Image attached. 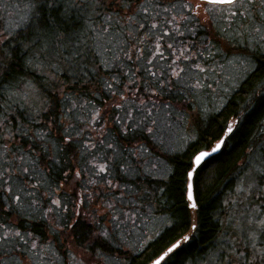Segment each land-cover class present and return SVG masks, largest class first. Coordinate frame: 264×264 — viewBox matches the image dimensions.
Returning a JSON list of instances; mask_svg holds the SVG:
<instances>
[{"label": "trees", "instance_id": "trees-1", "mask_svg": "<svg viewBox=\"0 0 264 264\" xmlns=\"http://www.w3.org/2000/svg\"><path fill=\"white\" fill-rule=\"evenodd\" d=\"M13 1H16L25 13L21 21L17 22L14 27L8 28L5 23L6 16L0 11V41L7 43L4 40L5 36L11 40L5 51L15 68L12 76L0 84V108H6L10 117L12 115L19 117L21 112L42 107L45 101L50 103L52 96L57 93L49 77L55 74L59 81L67 85L64 88V92L69 97L66 104L74 109L73 113L62 117L65 127L74 126L77 129L74 133L75 138L84 142L83 144L77 143L72 151L65 149L63 158L56 157L58 163L55 166L51 164L50 160L39 162L37 177L29 180L28 184L43 183V188L37 192L43 195L47 194V196L54 193V199L64 197L67 201L65 204L67 211H58L61 216L69 214L72 217L71 211L77 207V198L87 197L88 201L85 200L81 210L88 207L91 210L94 209V214L105 209L102 206H106L108 203L114 204L115 208L107 209L112 211L110 212L111 221L113 217H130L131 215L139 216L138 218L141 217L144 220L150 219L149 217L163 219L161 225L149 232L148 235L152 236H148L149 238L144 240L143 245L129 248L124 239L115 236L114 229L112 233L109 231L107 239L96 237L95 241L99 239L100 242L94 241L90 245L93 231L99 232L100 228L98 226L93 228L79 214L75 222H72L71 234L66 240L78 247H83L86 242H89L88 247L91 251L97 249L108 255L120 256L124 260L123 264H149L176 242H180V248L171 254V259L167 261V264H222L221 257H223V264H227L224 252L232 253L233 249L230 245L234 244L240 248V242L247 241V237L241 236L242 233L235 231L229 221L232 218L237 220L241 217V213H247L252 208L264 213V205L249 204L247 201L243 204L239 202L243 199L239 194V189L250 173L253 172V175H257V180H259L257 170L264 172V49L261 50L259 43L251 46L243 43L245 42L243 37L247 33L241 35L240 32L244 31L241 28L240 31L234 30L233 35H229V37L218 35L224 39L223 42L227 40L233 49H248L249 51L255 49L257 51L258 55L249 59L252 64L249 71L232 88L227 97L216 106L204 102L201 96L198 98L195 95H187L175 88L169 96L162 97L167 104L173 105V107H166L161 104V101H157L158 107L153 109L151 114L154 123L148 125L154 130V135L149 136L145 133L147 138L135 139L131 145L126 141H121V151L138 144H144L146 150L143 159H138L139 153L124 152V157L141 173L149 165H155L154 173L157 176H165L166 179H154L145 174L135 177H123L115 174V179L111 176L108 177L113 179V188L109 190L104 181L91 171L93 165L104 162L103 153H98L97 157L92 159L93 157L88 152L95 151V149L86 150L85 145L101 140L105 144L115 143V133H109V130L116 126L113 117L119 116L123 119L128 114L137 121L143 120L146 110L141 101L146 102L148 96L133 92L130 94L131 99L124 107L116 108L115 105L120 102L122 95L119 90L113 96L107 89L98 90L95 84L90 87L74 84L71 76L65 70L67 65L61 68L60 72L53 73L46 65L40 63L45 59V52L42 51L44 41L38 42L30 49L21 47L17 43V39H23L20 33L24 31L32 14L33 0ZM160 1L163 2V0ZM0 8L2 9L1 6ZM107 15L113 14L107 13ZM114 19L117 18L114 17ZM84 24L90 26L92 31L81 35V39L93 46L97 60L109 62L110 75L118 76L122 83H127L122 74L128 72L131 62L126 61L123 53V50L128 47L126 34L121 32V27H126L124 21H120V26L112 24L109 27L107 37L105 36L106 40L104 37L97 36L98 26H105L101 16L85 20ZM24 34L28 35L27 32ZM143 38L141 37V39ZM240 38L242 40L239 42ZM185 40L187 39H184L183 42L186 43ZM186 44L191 47L189 43ZM223 45L224 43L221 42L220 46L229 54L228 49ZM132 50H135V45H132ZM193 51L195 52L196 49ZM25 52L27 55H22ZM64 55L67 56L68 53L65 52ZM33 58H35V62L29 64ZM202 62L207 64L208 60ZM193 70L198 71L195 66H193ZM104 75L105 78H108L109 73ZM137 78H140L139 73H137ZM25 86L29 87L28 95L32 99L31 102L24 101L25 93H20L25 91ZM213 90L204 88L199 91L206 98L207 93ZM189 104L195 107L190 108ZM161 108L168 109L169 112L176 108L184 113L187 122L191 123L186 140L177 143L178 147L176 145L170 147L166 142L164 136L169 134V136L175 137L178 134L169 128L173 124H168L167 118L160 111ZM97 112L100 113V119L96 118ZM41 119H43V113ZM21 120L26 122L23 117ZM93 121L95 122L93 123ZM234 121H239V123H234ZM125 122L128 123V121ZM230 125L234 128L232 134L227 132V127ZM69 130L71 131V129ZM105 136H108L107 140L104 139ZM222 138L225 141L223 147L218 153L204 161L198 170V175L193 180L194 197L199 205L198 210H193L188 206L185 173L192 170L194 154H197L198 151L212 149ZM19 142L24 144V141ZM175 142L178 141L175 140ZM122 167L124 166L122 165ZM77 169L82 177L85 176L86 180L83 178L82 181L76 182L74 189L70 190V184L74 177H77L74 174ZM92 180H95L96 183H91ZM115 185H120L121 189L130 188L137 193V196L135 198L132 196L121 197V190L116 189ZM260 187L264 188V185H260ZM65 193L67 196H64ZM79 193L82 196H79ZM6 196H9L6 191H0V199ZM91 198L94 201L88 205ZM121 199H123V203L120 202ZM11 203L12 201L8 200L7 204H4L5 213L9 211L7 205ZM4 220L12 223L15 217L0 216V223ZM24 221L22 228L27 227L35 234L44 236L46 229L49 231L50 225L46 224L44 219L38 221L25 216ZM192 223H196L197 228L193 229ZM256 235L257 239L254 241L256 247H264V233L257 231ZM184 236H188L190 239L184 241Z\"/></svg>", "mask_w": 264, "mask_h": 264}, {"label": "snow or ice", "instance_id": "snow-or-ice-1", "mask_svg": "<svg viewBox=\"0 0 264 264\" xmlns=\"http://www.w3.org/2000/svg\"><path fill=\"white\" fill-rule=\"evenodd\" d=\"M150 7L151 12H149ZM31 9L32 14L24 31L20 33L23 39H17V43L21 47L30 49L38 42L44 41L42 51L45 52V59L40 62L42 65H46L53 73L60 72L61 68L67 65L65 70L74 84L89 87L95 84L98 90L107 89L113 96L119 90L122 95L120 102L115 105L116 108L124 107L131 99L130 94L133 92L148 96L146 102L141 101L146 110L143 120L137 121L128 114L123 119L119 116L113 117L116 126L110 129L109 133H115V143L105 144L101 140L85 145L86 150L95 149V151L88 152L93 158H96L98 153H103L104 162L93 165L91 171L104 181L109 190L113 188L115 174L123 177L145 174L154 179H166L165 176H157L154 173L155 165H149L141 173L124 157V152L139 153L138 159H143L146 150L144 144L121 151V141H126L131 145L135 139L147 138L145 133L149 136L154 135V130L148 126L149 123H154L151 119L152 110L158 107L157 101H161V104L166 107H173L167 104L162 97L169 96L174 88L187 95H198L200 89L211 87L210 84L202 83L207 80L205 75L193 76L191 74L193 66L198 69L199 74L208 71L201 66L199 61L207 59L204 51L209 50H200L195 43L189 47L185 42L178 41V37L185 35L184 29H187L189 34L195 35L196 28L203 22L211 30L216 23L215 18L219 17L229 20L227 28L223 30L225 36L233 23H237L241 29H244L240 32L241 35L255 33L264 39V0H184L183 3H173L167 7L151 3L150 0H143V2L141 0H33ZM194 9L196 11H193ZM172 10L176 11V15H172ZM107 13L113 15H107ZM94 16H101L104 19L105 26L101 31L105 33L112 24L120 26V21H124L126 25V27H121V32L126 34L128 44V47L123 50L124 57L126 61L131 62L128 72L122 74L127 83H122L118 76L110 75L109 62L97 60L93 46L81 39V35L92 31L90 26L84 24V21ZM157 19L159 23L154 22ZM245 24L248 25L246 29ZM25 32L28 35H25ZM219 32L218 28L211 31L214 39ZM141 37L144 38L141 39ZM4 40L7 43L0 41V84L11 77L15 71L11 58L5 51L11 40L6 36ZM26 41L28 43H25ZM217 43L220 41L217 40ZM132 45H135L134 51ZM223 46L237 59H249L258 55L255 49L251 51L233 49L227 40ZM212 47L215 48L216 45L213 44ZM193 49L196 51L194 52ZM165 51L168 52L167 56ZM65 52L68 53L67 56L64 55ZM22 55H27V52ZM209 55H211L210 51ZM189 61L190 63H186ZM34 62L35 58L30 60L29 64ZM105 73H109L108 78H105ZM137 73H139V79ZM49 78L57 93L52 96L50 103L45 101L42 107L21 112L19 117L16 115L10 117L6 108H0V191L11 194L0 199V216L15 217L12 223L7 220L0 223V264H7L9 259H12L14 264H23V258L29 252L34 256L39 254L38 251H33L38 249L39 245L32 232L28 229L23 232L19 230L24 226V217L28 209L33 208L37 201L36 192L43 188V183L28 184L29 180L37 177L38 162L50 160L55 166L58 163L56 157L63 158L65 149L72 151L77 143H84L83 140L78 141L75 138L74 133L77 129L72 125L65 127L62 119L63 116L74 111L73 107H68L66 104L69 97L64 92V88L67 85L59 81L55 74ZM23 98L27 100L28 95L24 94ZM188 107L194 108L195 106L189 104ZM42 113L43 119H41ZM21 117L26 122H22ZM96 118H101L99 112L96 113ZM234 123H239V121H234ZM227 132L232 134L234 128L231 125L228 126ZM104 139L107 140L108 136ZM19 141H24V144ZM224 143L225 141L221 139L211 152L198 151L194 154V166L191 171L185 173L188 206L193 210L199 208L193 195L195 187L193 180L198 175V170L205 159L213 152L220 151ZM257 171L259 180H257V175L250 174L239 189V194L243 198L239 202L242 204L247 201L249 204L264 205V188L260 187L264 185V172ZM74 174L77 177L81 175L80 172ZM110 176L113 179H109ZM90 182L96 183L95 180ZM115 188L121 190V197L135 198L137 196V193L130 188L121 189L120 185H115ZM53 195L54 193L48 196V204L51 207H47L45 216L51 214L55 217L58 211H67L65 207L67 201L64 197L54 199ZM64 196H67V193ZM8 200L12 203L7 205L9 211L5 213L3 206ZM120 202L123 203V199ZM102 207L113 209L115 205L108 203ZM74 214L79 215L75 211ZM240 215L242 221L232 218L229 223L235 231L243 233L247 241L242 240L240 248L234 244L230 245L233 249L232 253L224 252L227 264H264V247L257 248L254 242L257 239V231L264 233V213L252 208ZM102 219H108V216H103ZM119 221L118 216L112 218L113 224H118ZM58 227L59 225H56L52 231L56 232ZM191 227L195 229L197 224L192 223ZM97 237L107 239L108 229L101 225ZM189 239L188 236L183 237L184 241ZM95 242L99 243L100 240L97 239ZM178 248H180V243H173L167 251L153 261V264H167V261L171 259V254L175 253ZM16 256L21 259L16 260ZM221 260L223 264V257Z\"/></svg>", "mask_w": 264, "mask_h": 264}, {"label": "rangeland", "instance_id": "rangeland-1", "mask_svg": "<svg viewBox=\"0 0 264 264\" xmlns=\"http://www.w3.org/2000/svg\"><path fill=\"white\" fill-rule=\"evenodd\" d=\"M143 2V0H141ZM151 3H156L157 5L162 6H170L173 3L180 4L183 3L184 0H163L161 3L160 0H150ZM0 6L2 9L0 10L3 12L6 16L5 23L8 28L14 27L15 24L24 16V11L21 8V6L13 0H0ZM151 7L149 8V12H151ZM193 11H196L195 9ZM172 15H176V11L172 10ZM204 17L202 16V21ZM216 23L214 25L213 29H209L203 22L199 27L196 28V34L191 35L188 33L187 29H184L185 35L181 36V38L178 39V41L183 42L184 39H187L186 43H189L192 45L195 43L197 45V48L200 50L208 49L211 52V55H209V51H204V56L207 58L206 60H201L199 63L201 66L208 69L206 73L199 74L198 71H192V75H205L207 77L206 81H202V83L210 84V89L213 91L208 92L205 96L202 95V92L199 91L198 95H195V97L198 96V98L201 96V99H204V102H208V104L213 105H219L220 102L227 97V94L232 91V88L238 84L240 79L246 75V73L251 68V62L249 59H237L235 55L227 54L226 51L223 50L221 45L224 39H221L218 35H222L224 37V29L227 28L229 20L228 19H220L219 17H216ZM159 23V19L156 21ZM104 27L99 25L97 29V36L98 37H104L106 40V35L104 32L101 31ZM220 29V32L218 33L217 37L214 39L211 35V31L215 29ZM244 28H248V25L245 24ZM168 30V29H165ZM234 30L240 31L239 24L233 23L232 28L228 29L227 37L229 35H233ZM244 30V29H243ZM106 36V37H105ZM183 37H187L184 38ZM103 40V41H105ZM217 40L220 41V43H217ZM242 40L241 38L238 39L240 42ZM243 40L248 46H251L252 44L259 43V47L261 50L264 49V39H261L258 34H246L245 37H243ZM172 42V41H169ZM106 43V42H105ZM104 43V44H105ZM108 43V42H107ZM215 44L216 47L213 48L212 45ZM226 52V53H225ZM165 55H168V52L165 51ZM211 59V60H210ZM207 64H204L202 61H207ZM190 62V61H189ZM186 62V63H189ZM194 73V74H193ZM29 87H24L25 91H22L20 93H25L28 95ZM35 100L37 98L34 96ZM23 99V98H22ZM26 102H31L32 99L29 97L27 100H24ZM109 109V108H107ZM163 116L167 118L168 124H173V126L169 127L174 130L175 134H178L177 136H164L166 137L167 144L172 147L176 145V147L179 146L181 141L186 140L188 131L190 129V122L186 120L184 113L179 111L176 108H173L170 112L168 109L161 108ZM166 123V122H165ZM178 142H175V140ZM94 159V158H92ZM91 161V159H89ZM95 163V160H93ZM39 166V162H38ZM79 170L77 169V172ZM251 172V171H250ZM250 174L253 175V172ZM85 176H79L74 177V180L72 181V184H70L69 189H74L76 182H80L83 180ZM86 180V178H84ZM73 191V190H72ZM74 192V191H73ZM10 196L11 194L8 193ZM79 196H82L81 193H79ZM78 196V197H79ZM37 201L33 208L28 209L26 217L29 219H35V220H41L44 219L46 221V224L50 225L49 231L46 229V234L44 236H41L39 234H35L32 231L33 236L36 238L37 243L39 245L38 249L33 251H38V256H34L31 252L25 255L23 258V264H123L124 260L120 256H112L108 255L106 253L100 252L99 250L91 249L88 247V243L86 242L83 247H78L74 244H72L69 240H66L69 235L71 234L70 228L72 226V222L77 219L78 215L74 214L79 213L82 215L84 219L87 220L88 223H90L93 228L98 226H104L105 228L110 231V233L113 232V229L115 230V236H120L121 239H124L126 243H128L127 246L129 248L131 247H138L143 245L144 240H147L152 235L149 232L154 229L156 226L161 225L163 222V219L156 218V217H149L150 219H141L138 218L139 216L131 215L130 217L122 216L120 218V221L118 224H113L111 221V216L107 213H110L112 211H108L106 208L102 209L97 212V214H94V209L91 210V208H84L81 210L82 204H84L85 200H87V197H84V199L77 198V207L75 210L71 211L72 217L67 214L66 216H61L60 212L56 213L55 217H53L51 214L48 216H45L44 213L47 211V207H51L50 204H48V196L47 194H42L39 192H36ZM83 201V203H81ZM94 199L91 198V201L88 203L90 205ZM245 205L243 206V208ZM70 213V214H71ZM103 216H108V219H102ZM68 217V218H67ZM73 218V219H71ZM68 220V222H67ZM237 220L242 221V217L238 218ZM56 225H59L56 232L52 231V228ZM27 227L19 228L21 232H23ZM97 233L93 231V234L91 236V244L92 245L97 237ZM244 234L242 233L241 236ZM146 243V242H145ZM88 247V248H87ZM125 248V246H124ZM15 255V254H14ZM16 260H20L21 258L19 256L15 257ZM7 264H14L12 259H9L7 261Z\"/></svg>", "mask_w": 264, "mask_h": 264}, {"label": "water", "instance_id": "water-1", "mask_svg": "<svg viewBox=\"0 0 264 264\" xmlns=\"http://www.w3.org/2000/svg\"><path fill=\"white\" fill-rule=\"evenodd\" d=\"M222 139L224 140V138H222ZM217 143H219V142H217ZM214 147H215V146H214ZM214 147H213V148H214ZM202 151H209V152H211L212 149H210V150H202ZM218 152H219V151H218ZM218 152H213L212 155H214V154H216V153H218ZM212 155H211V156H212ZM211 156H209V157H211ZM209 157H207V158L205 159V161H206ZM193 166H194V165H193ZM193 195H194V192H193ZM176 243H177V242H176ZM179 243H180V242H179ZM166 251H167V250H166ZM162 254H163V253H162ZM162 254H161V255H162ZM158 258H159V257H157V258H155V259H158ZM155 259H154V260H155ZM154 260H153V261H154ZM153 261H151L149 264H153Z\"/></svg>", "mask_w": 264, "mask_h": 264}]
</instances>
